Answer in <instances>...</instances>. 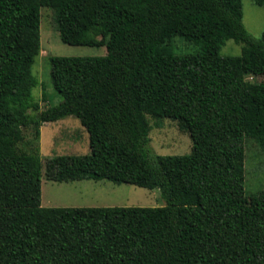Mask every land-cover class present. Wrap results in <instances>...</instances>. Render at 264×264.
Returning <instances> with one entry per match:
<instances>
[{
    "label": "trees",
    "instance_id": "16d2710c",
    "mask_svg": "<svg viewBox=\"0 0 264 264\" xmlns=\"http://www.w3.org/2000/svg\"><path fill=\"white\" fill-rule=\"evenodd\" d=\"M43 7L63 43L106 54L51 56L62 100L40 109ZM242 15L241 0H0V264H264V204L244 190L245 138L264 153V30L250 35ZM173 36L200 50L173 53ZM228 39L239 55H220ZM69 115L88 153L43 169L37 144L18 147L24 129L37 141ZM149 116L175 120L191 151L153 152ZM43 175L157 187L166 203L43 206Z\"/></svg>",
    "mask_w": 264,
    "mask_h": 264
},
{
    "label": "rangeland",
    "instance_id": "374dc122",
    "mask_svg": "<svg viewBox=\"0 0 264 264\" xmlns=\"http://www.w3.org/2000/svg\"><path fill=\"white\" fill-rule=\"evenodd\" d=\"M241 2L243 25L250 35L259 38L264 30V8L256 5L253 0ZM40 14V52L31 68L38 79V84L32 88L31 94L40 109H43L62 100L50 79L51 56H100L106 54V48L63 43L52 27L51 9L43 7ZM170 44L175 54H191L200 50L197 45L180 36L171 37ZM241 47L242 44L228 39L219 53L222 56L239 55ZM255 79L263 81L264 76ZM149 123L151 125L148 133L149 147L153 152L174 155L187 154L191 151L189 134L179 130L175 120L167 117L156 120L149 116ZM23 133L24 140L18 147L30 151L37 144L43 169L46 160L52 156L81 155L89 152L88 133L79 119L73 115L42 123L37 141L32 128L24 129ZM244 146L245 198L249 204H264V153L251 138H245ZM165 203L157 187L148 189L128 183L117 184L107 179L54 181L45 178L44 175L41 183L43 206H160Z\"/></svg>",
    "mask_w": 264,
    "mask_h": 264
}]
</instances>
